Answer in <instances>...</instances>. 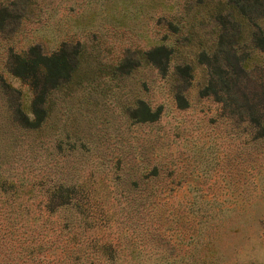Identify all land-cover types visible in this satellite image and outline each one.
Here are the masks:
<instances>
[{
  "label": "rangeland",
  "instance_id": "1",
  "mask_svg": "<svg viewBox=\"0 0 264 264\" xmlns=\"http://www.w3.org/2000/svg\"><path fill=\"white\" fill-rule=\"evenodd\" d=\"M227 1L0 0V75L23 93L5 67L9 51L38 44L50 52L61 41L78 49L73 76L51 93L48 122L29 133L21 155L42 150L39 141L49 137L70 161L79 151L86 157L74 168L93 175L90 186L110 222L96 234L111 237L114 248L102 249L95 264H264V130L255 134L211 92L200 93L207 73L194 57L198 41H210L216 7L225 12ZM168 19L177 24L167 32L178 49L160 74L140 55L159 41ZM183 62L187 81L174 71ZM136 96L161 104L155 120L130 119ZM11 124L0 98V143ZM18 154L14 165L23 161ZM96 157L101 165L89 161ZM128 205L144 215L128 222ZM53 238L35 241L40 252Z\"/></svg>",
  "mask_w": 264,
  "mask_h": 264
},
{
  "label": "trees",
  "instance_id": "2",
  "mask_svg": "<svg viewBox=\"0 0 264 264\" xmlns=\"http://www.w3.org/2000/svg\"><path fill=\"white\" fill-rule=\"evenodd\" d=\"M260 5L259 0H228L225 12H221L223 6L216 7L210 41L200 39L194 48L195 59L204 64L207 73L200 93L211 92L228 114L251 125L257 135L264 130V24L260 22ZM165 24L159 41L140 55L160 74L166 73L171 55L178 49L170 35L176 32L177 24L171 19ZM77 50L65 41L50 52L42 51L38 44H29L18 52L9 51L5 59L6 70L25 85L26 93L0 75V98L12 123L0 143V264H43L48 260L49 264H86L85 260L95 264L100 251L107 249L111 253L114 249L111 237L100 240L96 234L99 227L110 222L107 209L90 186L93 175L78 173L74 168L86 164L82 163L86 157L82 159L81 151L70 161L59 154L60 140L53 143L48 137L39 141L42 150L21 155V149L29 146V133L41 131L48 122L51 93L73 76ZM188 68L185 62L174 65L181 81L188 80ZM174 96L176 100L182 98L179 92ZM160 108L161 104L153 108L136 96L127 111L132 121L149 122L157 118ZM76 138L82 147L84 141ZM18 152L23 161L14 165ZM93 160L102 164L100 157L89 161ZM156 170L152 166L153 175L158 174ZM109 179L115 182L112 175ZM118 190L124 192L117 189L115 194ZM34 197L38 202L32 204ZM136 208H125L128 222L137 219V212L144 215ZM43 228L50 233L38 231ZM51 234L55 238L49 239L40 252L35 241Z\"/></svg>",
  "mask_w": 264,
  "mask_h": 264
}]
</instances>
